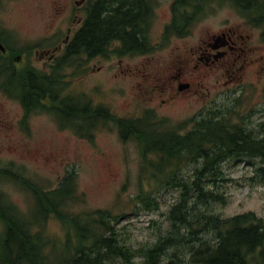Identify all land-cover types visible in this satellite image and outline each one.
Masks as SVG:
<instances>
[{"label":"rangeland","instance_id":"obj_1","mask_svg":"<svg viewBox=\"0 0 264 264\" xmlns=\"http://www.w3.org/2000/svg\"><path fill=\"white\" fill-rule=\"evenodd\" d=\"M93 1L0 0V27L7 33L5 38L9 35L6 43L14 51L13 57L0 52V58L11 59L16 74L13 80H0V170L9 169L21 181L0 173V193H6L8 203H13L26 220L34 217L37 202L24 181L53 190L74 174L80 202L73 210L126 214L119 229L124 239L139 249L154 243L166 230V214L179 201L181 192L161 184L162 177L157 179L154 167L146 166L143 142L135 137L122 139L115 119L130 121L151 112L176 130L184 128L180 132L185 134L202 113L237 101L238 113L246 117L249 128L264 124V30L225 0L200 4L198 10L183 7L178 0H145L153 7L149 26L152 52L92 59L83 56L60 65L68 56L61 45L63 40L70 28L71 37L80 31L79 21L86 17L88 3ZM224 26L251 36L259 63L243 70L242 63L233 69L226 66L225 70L207 67L212 71L193 85L189 95L171 100L166 88L171 83L176 85L174 77L179 73L184 79L188 70L193 73L192 59L202 56L194 55L199 45ZM118 48L113 45L111 49ZM52 64L62 69L61 99L80 97L99 111L108 110L114 120L98 121L101 124L93 136L83 137L70 127H61L52 112H32L28 116L20 100L22 77L18 73L28 72L32 66L36 73L48 77L53 73ZM3 66L0 63V72ZM43 104L52 106L49 98H44ZM259 163L249 159L224 162L222 174L208 185L224 195L227 204H214L213 212L223 217L254 212L264 219V180L256 171ZM195 166L197 163H191L183 170L185 180L193 177ZM139 197L157 198V208L145 206ZM44 228L62 242L69 234L75 239L74 229L53 215ZM3 230L0 221V233ZM136 261L140 263L142 258Z\"/></svg>","mask_w":264,"mask_h":264},{"label":"trees","instance_id":"obj_2","mask_svg":"<svg viewBox=\"0 0 264 264\" xmlns=\"http://www.w3.org/2000/svg\"><path fill=\"white\" fill-rule=\"evenodd\" d=\"M206 1L217 0L177 3L198 10ZM225 1L264 30V0ZM142 12L150 19L153 16V7L145 0L92 3L84 26L60 65L83 56L92 59L151 52L147 38L142 36ZM116 41L122 45L113 51ZM0 43L8 47L2 31ZM13 55L11 51L10 56ZM0 63H6L5 78L13 80L16 74L10 66L11 59L0 58ZM60 72L56 70L48 77L36 71L34 75L27 71L18 73L22 77L20 100L27 113L52 112L61 127H70L83 137L93 136L100 127L98 121L114 120L108 110L99 111L92 102L80 97L61 99L64 89ZM44 98H49L52 106L44 105ZM233 103L222 108L217 105L218 109L202 113L185 134L180 132L184 128L176 130L166 120H157L151 112L130 121L115 119L124 140L135 137L143 142L146 166L154 167L157 179L162 177L161 184L166 189L179 188L181 192L179 201L166 214L168 227L154 243L139 249L131 246L119 229L124 213L75 212L80 196L75 176L70 174L53 190L23 182L37 202L34 217L26 220L13 203H8L6 193L5 196L0 193V221L4 224L0 233V264H264V219L254 212L223 217L212 211L216 203L227 204L226 197L208 185L222 174L224 162L241 163L245 159L260 162L256 171L264 180V124L249 128L246 117L238 113V102ZM236 118L240 119L237 123ZM150 156L154 157L149 160ZM191 163L197 166L193 177L185 180L183 170ZM0 173L6 178L15 174L9 169ZM14 178L20 181L19 176ZM139 200L147 207L158 206L157 198L139 197ZM51 215L71 226L76 240L72 234L66 242L50 236L44 227ZM138 257L142 258L140 263L136 261Z\"/></svg>","mask_w":264,"mask_h":264},{"label":"flooded vegetation","instance_id":"obj_3","mask_svg":"<svg viewBox=\"0 0 264 264\" xmlns=\"http://www.w3.org/2000/svg\"><path fill=\"white\" fill-rule=\"evenodd\" d=\"M87 0H85L86 2ZM99 0H95L93 2H89L88 6H87V10H86V17H83L79 23H82V26H84L85 21L87 20L88 17V13H89V8L90 5L94 2H97ZM106 1H110L112 2V0H106ZM149 3V2H148ZM142 15V27L141 29L143 30L142 32V36H144L145 38H147V43L150 44V21L153 19H150L149 16H147L146 13L142 12L140 13ZM82 28H80L81 30ZM72 30L73 28L69 29V35H67L66 39L63 40L62 42V47H64V50H67L68 53V47L70 46V44L72 43V41L74 40L77 32H79V30L73 35V37H71L72 34ZM0 31H2V37L3 39H5V43L10 39L9 35L7 36V38H5V36L7 35V33L0 27ZM59 35V34H58ZM141 35V34H140ZM250 39L251 36L250 35H246L244 36L242 34V32L240 30L237 29H232V28H225V26L218 31L217 34L209 37L208 40H203L202 43L199 45L197 51L194 53V55H202L201 57L198 58H194L192 59V61L195 63L194 66V70H193V75L190 74V71L188 70V73L190 75H187V78L184 79V74L183 73H179L176 77H174L176 82V85H173L172 83L170 84L171 86L167 87L166 90L169 91V98L171 100L177 98V97H181L183 95H189V92H191L193 89V85H198L199 82L202 81V79L207 77V74L212 71V69H208L209 67H218V69H222L225 70L226 66H229L228 68H238V64L242 63V68H240V70L246 69L247 67H252L256 64L259 63V60L256 59L254 57V53L257 51V48L252 47V45L250 44ZM113 45H118L121 46L122 42L121 41H116L113 42ZM0 45H3L0 43ZM1 52L3 53H7V54H11V51H13L12 48L9 47H5L2 48L0 47ZM148 53H136V54H126V56L131 55V56H136V55H147ZM20 56V55H19ZM18 59L21 58V56ZM66 56V52L65 55ZM63 56V57H64ZM111 56V55H110ZM68 57V56H67ZM66 57V58H67ZM98 57V56H96ZM95 57V58H96ZM101 57V56H100ZM64 58V60L66 59ZM55 59V57H54ZM53 59V60H54ZM190 62L188 61V66H190ZM4 66L2 67V71L0 72V80H4L5 78V74H6V66L5 64H3ZM208 67V68H207ZM63 68V67H62ZM226 68V69H228ZM61 69V66H55L54 64H52V71H59ZM30 74L34 75V67L31 66V70L28 71ZM27 72V73H28ZM245 74H242V78L244 77ZM194 76V77H193ZM192 77V78H191ZM190 78V79H188ZM192 80V81H190ZM166 101V100H165ZM22 103V100H21ZM23 107L24 104L22 103ZM25 109V107H24ZM26 112V109H25ZM26 114L29 116L30 113Z\"/></svg>","mask_w":264,"mask_h":264}]
</instances>
